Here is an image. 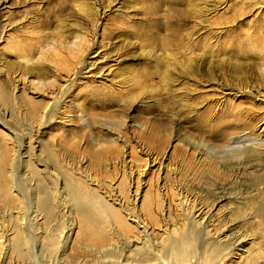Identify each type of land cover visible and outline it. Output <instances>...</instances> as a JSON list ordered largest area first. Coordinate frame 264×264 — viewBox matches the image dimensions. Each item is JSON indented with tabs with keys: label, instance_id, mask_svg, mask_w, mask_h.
<instances>
[{
	"label": "rangeland",
	"instance_id": "374dc122",
	"mask_svg": "<svg viewBox=\"0 0 264 264\" xmlns=\"http://www.w3.org/2000/svg\"><path fill=\"white\" fill-rule=\"evenodd\" d=\"M90 1L98 5L95 26L77 11ZM79 25L96 28L90 50L101 41L102 58L92 53L90 61L82 60L50 119L35 123L21 101L45 103L63 76L47 61L36 64L30 79L51 86L35 92L20 78L18 55L35 53L46 37L74 35ZM262 60L264 0H0L2 93L8 95L9 78H20L11 105L0 101V156L23 149L30 138L42 146V152L32 150L34 167L43 171L34 182L17 170L10 205L0 179V264H169L160 242L185 232L199 208L216 220L195 244L198 264H207L201 260L215 247L222 251L214 264H264V172L238 175L222 166L233 160L226 151L231 139L239 137L245 148L264 140V98H255L264 97ZM191 144L209 153L201 155ZM1 167L0 159V175ZM53 172L79 184L81 192L74 194L86 196L83 207H91L92 191L111 207L113 217L100 214L96 228L109 238L91 236L92 228L83 233L60 182L55 193ZM44 197L58 214L50 224L36 209ZM233 220L239 223L229 232ZM55 224L59 237L49 248L43 227ZM13 226L30 231L21 245L25 253L9 248ZM237 236L243 242L229 246ZM143 238L145 254L127 258L126 244ZM108 246L115 247L112 255Z\"/></svg>",
	"mask_w": 264,
	"mask_h": 264
},
{
	"label": "bare ground",
	"instance_id": "6f19581e",
	"mask_svg": "<svg viewBox=\"0 0 264 264\" xmlns=\"http://www.w3.org/2000/svg\"><path fill=\"white\" fill-rule=\"evenodd\" d=\"M84 2H85V0H84ZM108 7H109V5L106 6V9H108ZM77 9H78L77 11L79 13H81L84 17L92 18V19H90V21L95 26V21L98 19V18L96 19V17L98 16V14H97V9H98L97 2L92 3L90 1V3H88V4H82V5L79 4L77 6ZM95 29L96 28H94L93 26H92V29H88L82 25H79L78 31H77L78 33H75L74 35L63 36V37H59L57 39H52L51 37H46L45 39H43L39 42V45L37 46V48H36L37 50L35 53H32V51H33V49H32V51L29 50L28 53L23 52V54L18 55V59H19L20 64H21V66H20L21 70L20 71L22 72V75L20 78L24 81H27L26 83L28 85H30V87H32L35 92H40L38 89H41V87H43V86L44 87L49 86V85L51 86V84H50L51 82L45 81L43 83L40 80L35 82L34 80L32 81L30 79V75H33L32 72H33L36 64L44 63V62L46 63V61H47V62H49V65H51L50 67L53 69V71H55L56 73H60L63 76V79H62L63 85H61V87H58L56 89V91H57L56 94L54 93L55 92L54 88H52L50 91V93H52V94L44 93V94H46V95H44L46 97L45 103H37V102L34 103L31 99H26V98L23 99L24 103H23V101H21L22 104H24V106H25L24 108L28 112L27 114L29 116V120L33 119L32 120L33 122L35 120V123H36V121H39V122L46 121L47 122L50 119L53 110L57 107V105L61 101H63V98L66 96L65 94L67 93V88H69L74 83L75 79L78 77L79 73L81 72V69L83 66L82 60L87 59V61H90V59H92V58L97 60V61L101 60L102 57H100L101 56L100 49L103 46L101 41L98 43V45L95 44L96 45L95 50H93V51L90 50L91 49L90 44H91V42L93 43V41H94L93 39L95 38V34L93 35V33L95 32ZM100 36L103 37V33L102 34L100 33ZM91 46H92V44H91ZM19 53H20V51H19ZM92 53H94L95 56L94 57L92 56V58H89V55H91ZM97 61H96V63H97ZM94 64H92V62L89 63L90 66H93ZM89 65L86 64V67L88 68ZM94 66H96V65H94ZM94 69L95 68H93L92 70H94ZM92 70H90V71H92ZM259 71H260L261 78L264 79V60H262V62H261V65L259 67ZM20 78H18L17 80L15 77L9 78L8 81L10 83V86H9L8 95L6 94L7 92L4 93L5 90H3V93L0 90V101L3 104L8 105L10 100L14 99V95L19 90V84L18 83H19ZM52 91H54V92H52ZM20 96L21 95L19 94V96L17 98H19ZM259 97L264 98L263 96H258V94L255 95V98L257 100L260 99ZM42 98H44V97H42ZM19 100H21V99L19 98ZM16 105H17V103H16ZM111 135H113V134H111ZM117 138L118 137L111 136L110 139H111V141H113V140L117 141ZM238 138H236V139L234 138L233 140L231 139V143L227 144V145H229V146H227L228 148L226 150L227 154H231L232 155L231 157L233 160L227 165L223 164L222 165L223 168H225L229 172H232V174L236 173L238 175L239 174H247L248 172H255V173H259V174L261 172H264V140H263V142L261 141L260 144L258 142L259 148L255 144V142L253 144H255L256 147L251 146V147L245 148V146L242 147L241 143L237 141ZM28 139H29V141L26 143L24 148L22 147L23 149L18 147L17 151L12 153L11 156L8 155L9 157L4 155V154H1V156H0V159L2 162L0 179L2 180V188H3L5 202L9 205L12 202L11 190L14 187L13 186V177H14V174L17 172V170H20L19 168H21V170L23 169L24 171H26V173L30 177L28 179L30 181H34V182H35V180L39 181V179H38L39 173H43L42 170H38L39 168H37V166H36V168L34 167L35 162L33 159H35V157H38V156L35 155L33 153V150H32L35 147H40L38 149L42 152V146H40L41 144L39 142L34 143L30 140V138H28ZM256 140H258V139H256ZM34 145H36V146H34ZM191 147H193L195 152L199 151L198 153H201V155H203V154L207 155L209 153L206 151H202L201 148L197 146V144H191ZM224 147H226V146H224ZM22 151H25V152L23 153ZM41 152H40V154H41ZM44 153H48V152H44ZM46 156L50 157L49 154H46ZM20 161H21V163L18 164ZM217 163H219V162H217ZM251 163H253V164H251ZM221 164H222V162H221ZM54 165L51 166L53 168L52 171H54V169H55V172H56V168ZM57 168L60 169L61 167H59V165H58ZM250 170H252V171H250ZM50 173H51V171H50ZM50 173H49V175H50L51 179H53V181H54L55 193L57 194L56 188L58 187L59 182H60V188L62 187L65 194L67 195V193L69 192L68 193V199H69V202H72V204H70V205L72 206L74 211L81 217V220H82L81 223H82V226L84 229L83 233H85L86 230L92 228L90 230L91 236L98 237L102 240H106L107 238H109L107 231H105L104 229L98 230L96 228L100 224V220H101L100 214H104V216H106L107 218H109L110 215L113 217L114 212L111 213V211H110L111 207H109L108 204L103 202L95 193H93V191L91 192V194L94 195L95 198L91 202H88V204H90L91 207H83L81 205L80 199L82 200V198H85L86 196L84 197L80 193L79 194L80 196L78 195L79 196L78 197V196H76V194H74V193L81 192L80 191L81 188L79 187V184H78V186H75L77 184V182L75 180H70L71 178L69 179V177H70L69 175H66V176L64 175L65 177L63 178L62 176L60 177L58 174H55L54 172H53V174H50ZM61 173H60V175H61ZM68 181H70L72 183H69ZM78 183H80V182H78ZM262 183H264V179H263ZM78 187H79V189H77ZM223 197H225V196L219 197L217 199L222 200ZM59 200H60V197H59ZM36 201H37V199H36ZM216 202L218 203L219 200ZM37 205H39V206H37ZM65 208L66 207H64V209H62L60 211L58 210V213L62 212L63 210L65 212L66 211ZM36 209L43 212L45 221L48 224H50L54 220L53 218L58 215V214L57 215L54 214V209H56V207L53 204H51L50 199L48 197H44L43 200H41L39 198V201L36 202ZM232 213H233V211H232ZM232 213L230 212V214H227V217L228 216L232 217L234 215ZM215 215L207 214V212H205V210H203L202 208H201V210H200V208L197 209L195 216L193 213V215L189 219V222H188V225H187L185 232L179 233V231H178L177 235H174V234L168 235L167 234V237L165 236L166 238L163 237L164 239H162L161 242L159 241L160 242L159 247H160L162 256L170 258L173 261L176 260L177 262L183 263V264H185V262H186V264H191V262H192L191 260H193V262L195 264H198L199 262L196 259L197 255H196L195 244H197V242L200 240V238H201L200 236L203 235V233H205V231H207L209 227H211V224H213L211 218L213 219V217ZM111 216H110V218H111ZM134 218H136V217H134ZM50 219H51V221H50ZM214 219L216 220V218H214ZM132 222L134 223V225H136L138 223L137 221H136L137 223H135V221H133V220H132ZM229 222H230V225L227 226L226 228H227V231L230 232V231H233L235 225H237L239 223V221L233 220V221H229ZM229 222H227V223H229ZM139 223L144 224L141 222V220ZM217 223H219V221ZM59 227H60V225H58V224H55L54 226H52L50 228L43 227V232H42L43 235H48L46 238H49V243L48 242L46 243L47 247L53 248L54 241H56L57 238L59 237L58 236L59 234L57 233V230L59 229ZM141 227L143 228V231L146 232L145 229H147V226L141 225ZM149 230L151 231L150 228H149ZM149 230H148V232H149ZM29 233H30V231L28 230V228L25 231H23L19 227H16L14 230L15 240H14V242L12 241L13 244L11 243L12 245H10L9 248L12 249V251L15 253L27 252L26 249H21V245L25 243L24 237L26 235H29ZM141 233H142V231H141ZM205 234H207V233H205ZM147 235H148V233H147ZM234 236H236V235H234ZM244 236H246V235H244ZM36 237L39 238L40 236L36 235ZM54 237H55V239H54V241H52V239ZM228 237H230V236H228ZM240 238H242V236H237L236 238H234L235 240L233 242H231L229 244V246H233L234 244L239 246L240 243L243 242L242 239H240ZM239 239H240V241H239ZM21 240H22V242H21ZM143 241L137 242L136 244L134 243L133 244L134 246L129 245V243L126 244L123 252L127 254V258L133 254H139V255L145 254L144 253L146 250L145 239ZM206 242H207V239H206ZM213 243H215L214 245H216V243H218V240L216 242L213 241ZM132 247H134V248H132ZM160 250H159V253H160ZM114 251H115V247L108 246V248H105V252H107V254L112 255V253H114ZM221 251H222V249L220 250L219 247L213 248L210 253H207L206 258L204 260H201V262L203 263V261H205L207 264H214L217 256L219 257V254L221 253ZM162 261L159 264H164ZM173 261L169 262V264L173 263Z\"/></svg>",
	"mask_w": 264,
	"mask_h": 264
}]
</instances>
